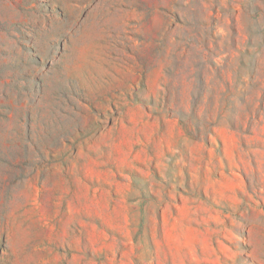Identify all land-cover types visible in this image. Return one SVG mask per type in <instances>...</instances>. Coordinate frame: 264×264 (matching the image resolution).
Segmentation results:
<instances>
[{"label": "rangeland", "instance_id": "374dc122", "mask_svg": "<svg viewBox=\"0 0 264 264\" xmlns=\"http://www.w3.org/2000/svg\"><path fill=\"white\" fill-rule=\"evenodd\" d=\"M0 264H264V0H0Z\"/></svg>", "mask_w": 264, "mask_h": 264}]
</instances>
